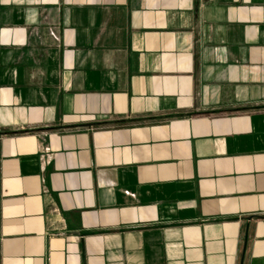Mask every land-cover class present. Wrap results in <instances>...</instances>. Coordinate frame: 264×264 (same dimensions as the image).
I'll return each instance as SVG.
<instances>
[{"label":"crops","instance_id":"0c3cea01","mask_svg":"<svg viewBox=\"0 0 264 264\" xmlns=\"http://www.w3.org/2000/svg\"><path fill=\"white\" fill-rule=\"evenodd\" d=\"M0 264H264V0H0Z\"/></svg>","mask_w":264,"mask_h":264}]
</instances>
